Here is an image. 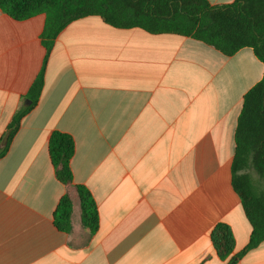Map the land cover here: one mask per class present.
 Instances as JSON below:
<instances>
[{
	"label": "crops",
	"instance_id": "crops-1",
	"mask_svg": "<svg viewBox=\"0 0 264 264\" xmlns=\"http://www.w3.org/2000/svg\"><path fill=\"white\" fill-rule=\"evenodd\" d=\"M45 22L0 8V142L42 70ZM44 76L0 159V264H227L248 246L251 225L230 184L243 99L264 77L251 48L228 57L189 37L90 16L59 34ZM54 131L74 138L73 184L97 204L95 233L75 190L56 177ZM66 193L72 228L60 232L54 213ZM219 224L234 237L226 260L211 240ZM236 264H264V243Z\"/></svg>",
	"mask_w": 264,
	"mask_h": 264
},
{
	"label": "trees",
	"instance_id": "trees-1",
	"mask_svg": "<svg viewBox=\"0 0 264 264\" xmlns=\"http://www.w3.org/2000/svg\"><path fill=\"white\" fill-rule=\"evenodd\" d=\"M0 8L18 21L45 14L41 39L47 52L42 70L8 126L11 134L7 146L0 150V159L6 155L23 119L41 98L46 66L57 37L69 23L79 19L96 16L118 29L140 28L155 35L189 37L228 57L251 48L264 63V0H234L232 4L220 6L208 0H0ZM48 149L57 179L67 188H73L80 199L83 226L95 233L99 228L97 204L85 186L73 184L74 138L54 131ZM230 185L239 196L252 229L248 246L227 263L236 264L238 259L264 243V77L243 99L235 131ZM72 214V197L66 193L54 213V224L60 232L71 231ZM232 236L225 224H219L211 234L221 259L226 260L233 251Z\"/></svg>",
	"mask_w": 264,
	"mask_h": 264
},
{
	"label": "water",
	"instance_id": "water-1",
	"mask_svg": "<svg viewBox=\"0 0 264 264\" xmlns=\"http://www.w3.org/2000/svg\"><path fill=\"white\" fill-rule=\"evenodd\" d=\"M10 134H11V131L9 129V131L6 132V134L4 135V137L2 138L0 142V150H3L7 146Z\"/></svg>",
	"mask_w": 264,
	"mask_h": 264
}]
</instances>
